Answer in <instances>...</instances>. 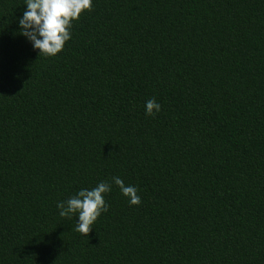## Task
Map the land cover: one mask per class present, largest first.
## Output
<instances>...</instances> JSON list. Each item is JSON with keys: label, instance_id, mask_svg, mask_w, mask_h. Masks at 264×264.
Returning <instances> with one entry per match:
<instances>
[{"label": "trees", "instance_id": "trees-1", "mask_svg": "<svg viewBox=\"0 0 264 264\" xmlns=\"http://www.w3.org/2000/svg\"><path fill=\"white\" fill-rule=\"evenodd\" d=\"M25 10L0 0V264H264V0H93L56 56ZM101 181L85 236L57 202Z\"/></svg>", "mask_w": 264, "mask_h": 264}, {"label": "clouds", "instance_id": "clouds-1", "mask_svg": "<svg viewBox=\"0 0 264 264\" xmlns=\"http://www.w3.org/2000/svg\"><path fill=\"white\" fill-rule=\"evenodd\" d=\"M25 5L26 10L18 20L21 35L39 51V56H56L71 39L73 22L85 10H91L93 0H25ZM160 110L161 105L154 98L146 101V115L153 116ZM112 183L119 187L130 206L140 204L136 186L125 185L119 176L113 177ZM111 190L112 184L107 181L91 189L82 188L66 201L57 202L59 215L69 218L76 215L75 230L87 236L98 217L108 211L104 197Z\"/></svg>", "mask_w": 264, "mask_h": 264}]
</instances>
